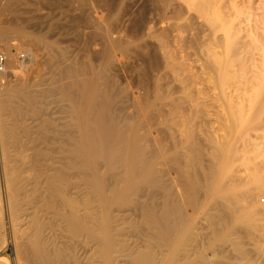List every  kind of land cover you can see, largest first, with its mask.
<instances>
[{
    "label": "bare ground",
    "instance_id": "bare-ground-1",
    "mask_svg": "<svg viewBox=\"0 0 264 264\" xmlns=\"http://www.w3.org/2000/svg\"><path fill=\"white\" fill-rule=\"evenodd\" d=\"M15 1L20 0H9L8 2L12 6ZM161 1L168 2L167 0ZM252 1L200 0L199 5L197 4L201 13L199 18L201 24L199 23L198 28H193L195 33L192 32L194 34L191 36V41L198 44L199 39H204L202 42L205 45V47L203 46L205 71H203L211 84V89L208 90H212V94L203 95L197 86L190 84L194 89L197 87L196 93L194 90L189 92V88L188 92L182 94L184 98L176 97L178 100L170 98V96L166 98L172 103V106L174 105L180 110L181 117L182 115L187 116L184 118L187 119L188 124H191L193 118L195 119L193 115L199 117L200 114L198 111L200 108L194 110L193 105L206 104L209 101L219 103L220 106L223 105L222 110L226 106L233 108L246 105L250 107L249 109H255L254 119L262 118V114H264V3L259 0L260 2L258 1L255 7V3L253 5ZM169 2L172 3L170 0ZM11 6L4 8L3 11L10 10ZM17 27L11 25L8 31H2L0 34L2 42L11 36V33L18 36L24 33L23 28ZM110 28L111 24H107L105 31L100 33L104 43V47L99 53L102 65L95 74H93L92 67L89 68L86 65L83 67L82 64L77 68L74 63L69 60L67 62L63 55L59 58L51 56L52 51H47V49L50 57L48 55V58L43 61L44 64L43 62L41 64L45 65L43 68L47 67L49 70L48 75L51 74L50 78L54 79L53 83L55 80L60 83L56 88L54 87L55 83H51L54 89L47 90L51 84L48 86L45 82L44 84L48 86L45 89L47 91L39 92L41 89H37L42 94L41 96L35 94L37 91L34 90L36 87H32L33 84L29 86L34 89L27 86L25 75L23 79L20 78L21 76L16 77L15 74L18 65L20 71H33L32 63L36 60L37 54L30 55L28 53L27 57L23 55L25 60L18 61L17 65L15 62L17 48L13 47V44L4 46L5 69L3 67L1 69L3 71L0 72V246L5 243L10 244L13 258L18 264L208 263L201 258L203 257L202 253L200 258L193 259L192 257L195 246L192 247L193 250L190 247L194 242V222L190 226L189 222L193 220V213L201 199L207 197L211 190L209 180H220V178H215L217 171L212 168L213 172L209 171L208 173L207 171L211 170L212 166L208 169L203 162L204 153L209 150L204 151L203 143L205 142L202 143V141L208 139L210 144L211 136L207 138V132L198 129L196 132L195 127L186 125L184 132L181 133L184 138L179 137L184 141L178 142L177 137L173 135L175 133L172 132L173 137L170 141L172 145H168L169 148L167 147L166 151L161 152V147L163 150L166 149L158 139L161 138L162 140H160L163 142V135L160 137V134L156 133L159 136L156 138L154 134L156 131L153 130L154 133L151 131L152 128H156L158 118L162 117V113L158 110L160 106L157 109L156 106H151L152 110L155 109L156 112H149L147 115L144 113L145 116L142 113L131 115L123 113V108L120 107L122 106V103L120 105L121 100L118 101L121 98L119 97L121 92L116 90L113 85L114 81L110 80L106 74L117 61L114 56L117 55L116 51L114 52L117 45L115 46L113 40L111 41L109 38ZM199 30L204 33V35L202 33L203 36L200 35ZM36 38L38 39V37ZM42 39L39 38L38 42ZM162 42L164 43V41ZM28 46L31 49L37 47L33 42H29ZM37 60L41 61L39 58ZM38 65L40 66V64ZM38 68L35 67V69ZM168 68L175 72L177 67L174 63H168ZM41 70L46 71L45 69ZM37 73L36 76H33L37 77L39 72ZM42 76H38L33 83L41 84ZM156 82L158 83V81ZM192 86L191 89H193ZM155 89V92H158L159 88L155 87ZM53 93L57 96L56 99L60 100L59 102H65V106L62 108L68 110L70 117L72 116L74 119V117L80 116V118L86 119L81 122L82 128L78 127L73 120L68 122L70 117L65 124L60 122L61 126L64 125L63 128L53 119V121H46L43 118L42 110L45 109V106L47 107L43 100L51 97ZM161 99V97H156L155 100L161 102ZM56 101L55 103L58 102ZM147 106L149 105L147 104ZM66 109L65 113H67ZM174 111L175 109L173 113ZM224 111L226 110L224 109ZM163 116L165 118V114ZM202 117L204 116L202 115ZM30 118L39 121L31 124L33 121L29 122ZM227 120L230 123L229 119ZM159 122L161 123V119ZM176 124L178 126V123ZM232 126L234 123L231 128ZM242 128L241 126L239 129ZM166 129L169 130V128ZM171 131L169 130L168 133ZM234 131L233 127L231 133ZM249 132V128L242 129L241 135L246 138L244 134L248 135ZM160 133L162 132L160 131ZM199 137L202 138V141ZM167 142L164 141V144ZM212 143L211 146L216 147L214 141ZM213 148H211L212 153L215 150ZM216 148H219V144ZM169 149L170 153H165V155L164 152H169ZM219 154L222 155V152ZM219 154L215 152L211 155L215 164L218 162L215 157ZM205 171L208 173H206L208 181L205 179ZM218 174H220L219 170ZM237 177L240 176L237 175ZM255 177L256 188L252 187L253 190L249 192L241 193L239 191L238 197L233 195H231L233 197H225L224 195L226 200L237 201L240 199L241 203L250 207L253 204L254 196L261 192L264 193V181L260 180L261 178L257 179L258 177L255 180ZM243 181L241 180V183ZM243 184L247 183L243 182ZM235 191L233 190L232 193ZM213 195L215 196V194ZM217 196L218 193L215 197ZM219 200H223V198H219ZM210 202L213 205H208L211 207H209L208 219L206 218L209 220L206 228L211 231L212 237L220 236L222 242L231 244L238 250V253H241L243 243L232 240L233 235L228 232L229 230L227 231L228 223L234 220L237 225L234 232L236 231L243 238L251 239L253 234L250 230L255 229L258 241L264 242V209L254 210L251 206V214L248 217H243L240 216L243 211L242 207L224 205L217 200ZM205 203L207 204V201ZM231 213L234 215L232 216ZM203 214L205 213L203 212ZM184 231L186 232L184 233ZM179 237L184 238L181 240L178 239ZM215 240V243L218 242V238ZM200 244L196 246H200ZM213 245V248H216L215 244ZM175 246L179 247L176 249ZM209 249H206L208 250L206 252L203 251L207 253ZM255 253L254 258L244 253L241 254L245 255L243 259L249 262L254 259L255 262L253 261L251 264H264V249L261 246H256ZM0 263L2 262L0 261ZM216 263L218 264L219 261Z\"/></svg>",
    "mask_w": 264,
    "mask_h": 264
},
{
    "label": "rangeland",
    "instance_id": "rangeland-1",
    "mask_svg": "<svg viewBox=\"0 0 264 264\" xmlns=\"http://www.w3.org/2000/svg\"><path fill=\"white\" fill-rule=\"evenodd\" d=\"M8 1L9 0H0V21H1L0 22V34L2 33V31H6V30L8 31L10 29L9 27L11 25L14 27L18 26L17 28H23L24 33L21 36H18L15 33H11V36H9L7 39H5V41L3 40V42H2V38H0V53L3 55L4 46L6 44H8V45L10 44L11 46L13 44V47L17 48V52H16L17 56L15 55V59H16L15 62L17 63V65L20 61L25 60V58L22 57L23 55H26V57H27L28 53L30 55H33L35 53L37 54V56H36L37 58H35V59L37 60L39 58V60H41V61L37 60L38 61L37 62L35 60L33 63H35V62H37V63H35V64L32 63L33 71L35 70L34 73H31L33 71H30V72L25 71V70L20 71L19 65H18L19 67L17 66L18 70L15 73L16 77L21 76L20 78H23V76L25 75L24 78L26 77L25 79L27 82L26 81L25 82H26L27 86L30 88H32L33 86H34V88L36 87L35 89L34 88H32V89L37 91V92H35V94L37 96L42 95L39 92H45V91L49 90L50 88L54 89V87L56 88L59 85L58 83H60V82L55 80V82H54L55 84H54L53 83L54 79L50 78L51 74L48 75L49 70H47V67L43 68V67H45V65H43L44 64L43 61H45V59L48 58V55L50 57L49 52H47L49 50L52 51L51 56H56L55 58H59V56L63 55V57L65 58V60L67 62L69 60V62L74 63L75 65H77L76 66L77 68H79V66L83 64L82 65L83 67L85 65L89 68L92 67V69H93L92 71H94L93 74L98 72L97 69H99L100 66L102 65V58H100L99 53H101L100 50H102L104 47V43L101 39L100 33L105 31L107 24H111L109 38H111V41L113 40V42L115 43V46L117 45L115 47L117 50L114 48V52L116 51L115 54H117V55H114V56H116V59H115V57H114V59L117 60L118 62L115 61L114 65L115 64L116 65L115 66L113 65L112 67H110V69H108L109 71L107 70L108 72H106V74L109 76L110 80L112 79L115 82V83L113 82V85L116 88V90L117 91L120 90V92H121V95L119 94V97H121V98H119L118 101L120 102V100H121L120 105L122 103V106H120V107L123 108L122 109L124 111L123 113H125V115L126 114L131 115V114H136V113H142V114L146 113V115H147L149 112H156L155 109H154V111L152 110L153 108L151 106H156V109L160 106L158 110L160 111V113H162V117L158 118V123H156L157 126L155 124H153L156 126V128L155 129L152 128L151 131H152V133H154L153 130L156 131L154 133L156 138H158L159 136L161 137L163 135L162 136L164 139L163 142L161 141L162 140L161 138H158L159 141L161 143H163L161 145H164L166 147L165 150H163V147H161V149H162L161 152L166 151L169 148L168 145H172V143H170V141H172L171 137H173L172 132L175 133L173 135L175 137H177L176 140L178 142H180V140L184 141V139H179V137L182 136L181 138H184L181 133L184 132L186 125L187 126L192 125L193 127L196 128L195 131L198 129L199 131L201 130L202 132L203 131L207 132V134H208V135L206 134L207 138H208V136L209 137L211 136L210 137L211 139H209V140H212V142L214 141V146L218 147V144H219V148H218L219 150L216 147H214L215 150H217V151L213 150L214 152L212 153L211 148H213V146H211V144L213 145V143L210 141V144H209V141H208V139H206V137H205L206 140H204V141H202V138L199 137L201 139L202 143L205 142V143H203L205 152L209 150L212 154H214L215 152L218 154L220 152H222V155L224 154L223 156L221 154H219V155H217V157H215V155H213L215 158H217V159H215V158L214 159L218 160V162L216 161L217 162L216 164H218V165H216L215 161L213 160V157L211 156L212 154L209 151H208L209 153L208 152L204 153L203 159L206 160V161L203 160V162H205L204 165L208 169H210L209 167L212 166L211 170H208L207 168H205L208 170V171L207 170L206 171L208 173H209V171L213 172V170L217 171V172H215V178L216 179L220 178V180H215V181L211 180L210 181L209 178L207 179L208 173L205 171V173H204L205 179H207V181L209 180V184L211 185L210 189L212 191L209 190L207 197L201 199V201L199 202V205L197 206V208L195 209V211L193 213V216H192L193 220L191 222H189V226H190V224L192 225V223L194 222L193 223L194 224L193 225L194 242L192 243V245L190 247V248H192L193 246H195L194 251H192L193 259H196L197 257L200 258L203 255V257H201V258L204 259V262L208 261L209 264H214L215 261L216 262L219 261L218 264H221V263L222 264H224V263L225 264H242V263L243 264H251V263H253V261L255 262L254 259L251 260L252 262L251 261L249 262L248 260L243 259V257L245 258V255L241 254V253H244L247 256H249V257L253 256V258H254L255 254H256L255 253L256 252V246H261L264 249V242L262 243V241H258V239L256 238V235H255L256 234L255 229L250 230L251 234H253L250 237L251 239L243 238L236 231L234 232L235 227L237 226L236 222L234 220H231L230 223H228L227 231L229 230L228 232H230L233 235L232 236L233 238L231 237V239L232 240H238L241 242V244L243 243V245L241 246V248L243 247L242 248L243 251L241 253H238V250H236L231 244H226V243L222 242L221 238H219L220 236L212 237L211 231L206 227L209 223V220H207V219H208V215H209L208 211L210 210L209 207H211V206H208L211 204L210 201L217 200L221 204H224V205L228 204L229 206H233V207H236V206L242 207L243 211L240 213V216H243V217H248L251 214L250 208H252V207L254 208V210L255 209L257 210L259 208L264 209V193L263 192H261L262 194L259 193V194L254 196L255 199L253 198V204L251 205L252 207L251 206L247 207V205H245V203H243V202L241 203L240 199H237V201H227L226 200L227 198H225L227 196L228 197H233V196L238 197V195H240L239 194L240 192L243 193V192L252 191L253 190L252 187L256 188V186L254 185V183H255L254 177L255 176H256L255 180L258 177L257 179L261 178L260 180L264 181V117H263L264 114H262V118L254 119L253 116H254V113L256 112L255 109H253V108L249 109L250 107H248L246 105L236 106L233 108L226 106L222 110L223 105L220 106L219 103L217 104L215 102L209 101V103L207 102L206 104L202 103L204 106L202 104L193 105L194 107L192 106L193 108H195L194 110H197L200 108L198 110L200 112V114H199V117H196L193 115V117H195V119L193 118L192 122L190 121L191 124H188L187 119L185 120V118L187 116L182 115V117H181V113L179 112L180 110L177 107H175L174 105L172 106V103H170V101L168 99H166V98H169V96H170V98H174V99L178 100L179 97L180 98L183 97L185 92H188L189 88H190L189 92H190V90L192 92L194 90V93H196L195 90L197 87L203 95L212 94V90H208V89H211V87H210L211 84H210L209 80H207L208 77H206V75L204 73V71H205L204 70V64H205L204 58L205 57L203 54L204 53L203 50H204L205 45H204V42H202L204 39L203 38L199 39L198 44H195V43H193V41H191L192 40L191 36H193V34L195 33L193 28H198L199 23L201 24L200 19H199L201 16V13L199 12V8H198V5H199L198 3L200 0H170V1H172V3L169 2V0H167L168 1L167 3L170 5H168L166 2H163L161 0H22V1L20 0L21 2L15 1L12 6H11V3L9 4ZM258 1L259 0H253L252 4L255 3V7H256L257 6L256 3ZM262 1L264 3V0H262ZM8 6H11L10 10L3 11V9L8 7ZM257 12L259 13V11H257ZM112 17L113 18L116 17L118 19H116V18L113 19ZM114 20H115V22H114ZM195 25H197V26H195ZM82 28H83V30H82ZM200 31L201 30H199V33H201ZM192 32H194V33H192ZM161 33H163V34H161ZM202 33L200 35H202ZM203 35H204V33H203ZM202 36H199V37H202ZM36 37H38V39L39 38L44 39V40L42 39L39 41L41 44L38 42V39ZM32 38H33V40H32ZM186 38L188 39V41ZM162 41H164V43ZM29 42H33L34 46H37V47H35L36 49H33V48L31 49L28 46ZM43 42H47V43L45 44ZM44 44H45V46H44ZM51 44H52V46H51ZM163 44L165 45V48H163L164 47ZM199 44L200 45L202 44L201 45L202 47ZM122 46H123V48L120 49V47H122ZM161 46H163V47H161ZM43 49H45V50H43ZM118 49H120V50H118ZM162 49H164V50L162 51ZM124 50H125V52H124ZM118 51H120V52H118ZM17 53H19V54H17ZM166 56H168V57L166 58ZM166 59L168 60V62H166L167 61ZM70 60H72V61H70ZM42 62H43V64H41ZM168 63L169 64H172V63L175 64V66L177 67L174 70L175 72L171 71L170 68H168ZM38 64H40L41 67ZM4 65H3V67H4ZM35 65H37V66H35ZM34 66L36 68H38V67L39 68L35 69ZM3 69H5V67ZM41 69H45L47 72L44 70H41ZM1 71H3V70H0V72ZM36 71L39 72V75H37V77L40 75L41 76L44 75V76H42L43 80H41V84L40 83L39 84L33 83L34 80L37 79V77H35L36 76L35 74L37 73ZM33 75H35V76H33ZM48 77H49V79H48ZM174 77H176V78H174ZM156 81H158V83ZM182 81H184V82H182ZM45 82H47L48 86L51 83H53L56 86L53 87L51 84L48 88L47 84H44ZM29 83H31V84H29ZM180 84H182V85H180ZM190 84H193L194 86H197V87L194 89V87L191 85L193 87V89H191ZM29 85H32V87ZM43 86H44V89H43ZM45 86H46V88H45ZM183 86H184V88H183ZM155 87H157V89L159 88L158 92L157 91L155 92V90H156ZM39 88L41 90H39ZM37 89L39 90V92ZM45 89H47V90H45ZM37 93H39V94H37ZM165 93L167 94V96ZM154 94L157 96H155ZM161 94L162 95L164 94L163 97ZM52 95H54V96H52ZM52 97L55 100L57 96H55V93H53V94H51V97H49V98L46 97V98H48V99H46L48 101V103L45 99L43 100L46 102L47 107L46 106L44 107L46 110L45 109L42 110V113L44 112L43 113L44 117L43 116L42 117L46 121H53L54 120V122H56L59 125H60V122L65 124L67 122V120H69L71 118L68 122L73 120V122L77 123L78 127L82 128L83 126H80L81 122L85 121L86 119L85 118L82 119V118H80V116L76 117L77 120L75 117L73 119L72 116L70 117L68 110L66 108H62L65 106L64 105L65 102H62V101L59 102L60 100L56 99L58 102L55 100L57 102V103H55V101L53 100ZM156 97H161L162 98L161 102L158 100H155ZM146 99H147V102H145ZM163 99H164V101L162 102ZM166 102L169 104L167 105ZM62 103H63V105H62ZM145 104H146V107H144ZM147 104L149 106H147ZM169 105H171V106H169ZM186 105L184 106L185 109H186ZM170 107H173L176 112L174 111V113H173L174 109H172V108L170 109ZM192 107H191V110L193 109ZM217 107H219V108H217ZM140 108H141V110L144 108V110H142V112H141ZM65 109H66L67 113H65ZM224 109L226 111H224ZM150 110H152V111H150ZM60 112L64 113V114H61ZM226 112H227V114H226ZM157 113H158V111H157ZM164 114H165V118L163 116ZM202 115L204 117H202ZM144 116H145V114H144ZM159 116H161V114ZM200 116H201V118H200ZM225 116H227L228 118ZM43 118H42V120H44ZM59 118H61V119H59ZM64 118H66V119H64ZM181 118H183V119H181ZM224 118L226 120L229 119L230 123L228 122V120L226 121ZM160 119H161V123L159 122ZM40 120H41V118H40ZM28 121L29 122L33 121L31 124H34V123L38 122L39 120L34 121V118L33 119L30 118V119H28ZM171 123L174 125L172 126ZM176 123H178V126ZM233 123H234V126H232V128L234 127L235 131L233 133H231V130H232L231 125H233ZM63 124H62V126H64ZM163 124H166L167 127H166V125H164V126L166 128H169V130H172V131L170 133H168L169 130H167L163 126ZM228 124H230V125L228 126ZM242 124L243 125L249 124V125L247 127V125L243 126ZM158 125H160V126L158 127ZM62 126H61V128H63ZM227 126H228V128H227ZM241 126L243 127L242 129H244V130L248 129V128L250 130L248 135L245 133L246 134V136H245V134H244V137H246V138H243V135H241L242 129H239V128H241ZM249 126H251V127H249ZM152 127H154V126H152ZM178 127H179V129H178ZM157 128H158V131H157ZM228 129H230V131H228ZM160 131L162 133H160ZM236 131H237V133H235ZM156 133L160 134V135L158 136ZM178 133L181 135H179ZM229 133H230V135H229ZM232 134H234V135H232ZM200 135H202V133ZM203 136H205V133H203ZM229 136H230V138L232 136V138H231L232 140L229 138ZM239 136H241V137H239ZM165 137H166V139H165ZM227 138L229 139V141ZM164 141L167 142L168 144L167 143L164 144ZM206 141H208V142H206ZM205 145H207V146H205ZM170 149H171V146H170ZM170 149H169V152L168 151L164 152V154L170 153V151H171ZM220 149H221V151H220ZM206 154H210V155L207 156ZM206 156H207V159H206ZM218 156H219V158H218ZM220 158L222 161L220 160ZM219 160H220V162H219ZM207 161H208V163H207ZM216 166H217V168H215ZM162 167H163V165H162ZM212 168H213V170H212ZM218 170H219L220 174H218ZM170 175H172V173ZM237 175L240 176L241 178L237 177ZM233 176H234V178L235 177L238 178V181H236V178L234 179ZM252 177H253V179H252ZM239 178H240V180H239ZM241 180H244L243 182L245 184L246 183L247 184L244 185L243 182L241 183ZM239 181L241 184L238 183ZM249 181H250V183H248ZM223 186L225 187V189H222V188H224ZM232 186H234V187H232ZM220 187H222V188L220 189ZM218 189H219V191L217 192ZM232 189L234 191L238 190V192L235 191V193L233 192L234 193L233 194ZM227 192H229L230 194ZM217 193H218V196H217L218 199H217V197H215L217 195ZM225 193H227V194H225ZM213 194H215V196ZM220 195H222V196H220ZM224 195H225V197H224ZM231 195H233V196H231ZM214 197H215V199H214ZM219 198L220 199L223 198V200H219ZM206 201H207V204L205 203ZM201 205H203V206H201ZM205 205H207V206H205ZM211 205H213V203ZM198 209L200 210V212H198L199 211ZM204 209H205V211H204ZM203 212L205 214H203ZM231 214H232V216L234 215V213H231ZM206 222H207V224H206ZM204 226H205L206 230L204 229ZM185 232L186 231H184V233ZM232 232H234V233H232ZM207 233H209V234H207ZM205 235H207V236H205ZM237 235H238V237L239 236L240 237L238 238ZM253 236H254V238H253ZM205 237L207 240L204 239ZM183 238L184 237H179L178 239L182 240ZM216 238H218V240H217L218 242L215 243ZM200 239H202V240H200ZM6 240H7V238H6ZM181 240H180V242H181ZM211 241L213 244H215L216 248H213L214 245L211 243ZM195 243H197V244L201 243V244H200V246L199 245L196 246L197 244H195ZM219 245H222V246L220 247ZM231 246L233 247V249ZM175 247L177 249L179 246H175ZM193 248L191 250H193ZM208 248H210L209 252L205 253L206 251H208V250H206ZM211 248L213 249L212 251H211ZM12 253H13V251H12V247L10 244L5 243L2 246H0V261L2 262L0 264H15V263L18 264V262H16L15 258H13ZM201 253H202V255H201ZM204 254H206V255H204ZM208 256L209 257L212 256V258H209ZM245 260H246V262H244ZM19 262H21V261H19ZM216 262H215V264H217ZM208 263H205V264H208ZM120 264H122V263H120ZM202 264H204V263H202Z\"/></svg>",
    "mask_w": 264,
    "mask_h": 264
},
{
    "label": "built area",
    "instance_id": "built-area-1",
    "mask_svg": "<svg viewBox=\"0 0 264 264\" xmlns=\"http://www.w3.org/2000/svg\"><path fill=\"white\" fill-rule=\"evenodd\" d=\"M4 63H5V57L0 53V70L3 68Z\"/></svg>",
    "mask_w": 264,
    "mask_h": 264
}]
</instances>
